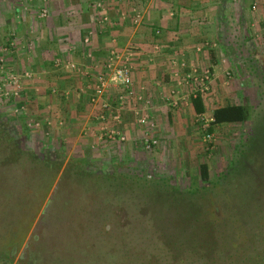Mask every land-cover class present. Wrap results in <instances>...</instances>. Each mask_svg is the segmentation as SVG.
Returning a JSON list of instances; mask_svg holds the SVG:
<instances>
[{
	"label": "rangeland",
	"instance_id": "374dc122",
	"mask_svg": "<svg viewBox=\"0 0 264 264\" xmlns=\"http://www.w3.org/2000/svg\"><path fill=\"white\" fill-rule=\"evenodd\" d=\"M52 3L68 6L69 0H0V126L23 149L59 162L57 173L46 184L38 179L41 163L32 158L0 163V251L11 254L10 260L0 259V264H123V256L142 264L139 258L131 257L136 251H141L145 261L190 264L189 257L167 260L142 210L144 195L135 200L125 192L117 196L109 193L105 200L100 197L108 187L98 188L88 181L86 185L64 168L69 161L82 158L83 166L91 172L140 169L180 188L205 184L208 188L191 199L200 202L207 216H223L228 222L231 218L239 222L236 213L249 215L262 210L264 40L261 36L249 39L252 28L242 30L234 20L227 24L225 33L232 53L219 56L224 67L222 80L216 85L211 83L209 65L203 64L195 67L194 73L199 77L208 68L206 86L185 78V68L183 76L172 71L173 80L168 85H162L165 82L161 79L150 91L142 84L132 85L133 93L127 94L122 85L108 82L99 98L107 104L101 106L99 100H90L98 71L75 70L73 60L65 59L59 50V43L69 44L65 39L57 40L63 28L49 34L56 41L57 56H47L44 62L38 27L52 14ZM31 21L37 33L28 29ZM84 32L88 34L86 29ZM50 59L52 63L46 62ZM70 78L78 79L69 89L79 96V103L76 118L67 119L61 117L60 103L65 95L58 85ZM120 93L123 99L117 104ZM195 93L204 103L200 113L190 102ZM225 103H244L246 118L211 123L212 109ZM114 114L118 118H113ZM144 115L153 123L146 135L147 125L139 120ZM120 134L124 138L119 139ZM144 137L155 142L145 147ZM201 162L206 163L205 180L199 174ZM230 164L236 167L228 169ZM134 201L139 204L133 205ZM258 223L264 227V219ZM236 238L243 239L242 233ZM234 241L228 244L231 248Z\"/></svg>",
	"mask_w": 264,
	"mask_h": 264
},
{
	"label": "crops",
	"instance_id": "0c3cea01",
	"mask_svg": "<svg viewBox=\"0 0 264 264\" xmlns=\"http://www.w3.org/2000/svg\"><path fill=\"white\" fill-rule=\"evenodd\" d=\"M93 1L69 0L68 6L49 5L52 14L46 15L42 27H38L43 36L44 62L47 56H57L56 41L49 34L60 27L63 30L59 29L57 40L65 39L69 44L59 43V50L65 59L73 60L75 70L98 71L108 49L115 48L122 58L128 59L134 86L142 84L150 91L161 79L165 82L162 85H168L173 80L172 71L183 76L184 68L187 73L203 64L209 65L213 72L211 83L216 85L222 80L224 67L219 56L232 53L225 35L228 23L235 20L242 30L252 28L248 38L261 36L264 40V0H99L102 7H94ZM28 29L37 33L33 21ZM84 35H88L87 43L82 41ZM65 82L58 85L65 95L60 103L61 117L76 118L79 96L69 87L78 79Z\"/></svg>",
	"mask_w": 264,
	"mask_h": 264
},
{
	"label": "trees",
	"instance_id": "16d2710c",
	"mask_svg": "<svg viewBox=\"0 0 264 264\" xmlns=\"http://www.w3.org/2000/svg\"><path fill=\"white\" fill-rule=\"evenodd\" d=\"M191 104L195 112L200 113L204 110L198 93L191 97ZM247 113V107L244 103H225L212 109L211 123L241 121L246 118ZM23 156L26 159L32 158L31 160L41 163L39 181L46 184L57 173L58 161L23 149L17 144L13 135L6 131L3 132L0 126V163L20 161ZM69 162L64 168V172L67 174L79 177V179L82 178L86 185L89 182L91 185H98V188H103L104 185L108 187L106 190L104 189L100 198L105 199L109 193H114V196H117L125 192L128 194V198L132 195L135 196L134 199L136 200V198L141 197L138 195H144L145 203H142V210L148 216L150 225L155 229L156 241L165 250L168 256L167 260L176 261L178 259L182 261L189 257L190 264H264V227L258 223L259 219H264L263 204L259 207L262 209L258 210L260 213L258 211L249 215L236 213L235 216L240 218V220L238 219L239 222H243V225H239V222L232 218L228 222L223 216L220 218L207 216V211L206 209V212L202 210L200 202L191 199L192 196L204 190L203 188H208L205 184L180 188L170 185L159 176L143 174L140 169L116 173L91 172L83 166L82 158H76V160ZM231 167L235 168L236 165L230 164L228 169ZM198 169L201 179H207L206 163L201 162ZM228 169H225V172ZM225 172H221L222 180ZM219 178L221 176L215 179L212 184L214 185L217 180L219 181ZM135 204L139 203L134 201L133 205ZM101 209H106V207ZM255 214L258 218H255ZM227 224L230 227L226 228L225 225ZM239 233H242L243 236L241 240L236 238ZM235 239V245L232 244L233 247L231 248L228 244H231ZM13 244L11 243V245ZM121 249H124L123 245L120 246ZM10 256L9 251H0V259L10 260ZM131 257L133 259L139 258L142 264H162L155 259H146L145 261L141 251H136ZM123 258H125L123 264H134L131 262V258L125 256ZM67 264L82 263L68 262Z\"/></svg>",
	"mask_w": 264,
	"mask_h": 264
},
{
	"label": "built area",
	"instance_id": "2783aa9c",
	"mask_svg": "<svg viewBox=\"0 0 264 264\" xmlns=\"http://www.w3.org/2000/svg\"><path fill=\"white\" fill-rule=\"evenodd\" d=\"M93 6L102 7L101 2L99 0H94ZM41 14H44V11L41 12ZM82 40L84 42H87L88 35H84ZM127 61L128 59L124 57L122 58V55L119 54V52H117L115 48L108 49L107 56L104 59V62L100 66L97 72V75H96L97 83L95 86L94 93H92V96L90 97L91 101L96 100L98 102L100 98V94H102V92L105 90V87H107L108 82L112 83V85H116V84L122 85L123 88H126L125 90L127 94L133 93L131 90L132 82H131L130 74H129L130 66L127 63ZM195 70H196L195 68H192L190 71H187V73L184 74V77L188 79H192V81L195 82L194 84H197L199 86H206L204 82L207 79L208 68L203 69L202 75L199 77L196 76ZM13 81L15 82L16 79H14ZM196 94L197 93H195L194 96ZM122 99H123V94L122 93L118 94L117 104L119 101H122ZM99 101H100L101 106H106L107 103L105 101H102V100H99ZM113 118L115 119L118 118V115L114 114ZM139 120L145 123V125H147L144 131V135H146L147 131L152 129L153 123L150 121H149L150 123L147 122L145 115L140 117ZM118 137L119 139H122L124 138V135L120 134L118 135ZM154 142H155L154 139H149L148 137H144L145 147H149Z\"/></svg>",
	"mask_w": 264,
	"mask_h": 264
},
{
	"label": "flooded vegetation",
	"instance_id": "af4514ba",
	"mask_svg": "<svg viewBox=\"0 0 264 264\" xmlns=\"http://www.w3.org/2000/svg\"><path fill=\"white\" fill-rule=\"evenodd\" d=\"M50 202V201H49Z\"/></svg>",
	"mask_w": 264,
	"mask_h": 264
}]
</instances>
